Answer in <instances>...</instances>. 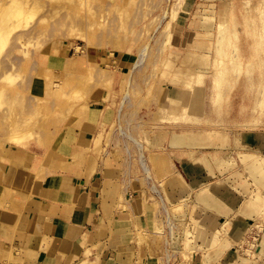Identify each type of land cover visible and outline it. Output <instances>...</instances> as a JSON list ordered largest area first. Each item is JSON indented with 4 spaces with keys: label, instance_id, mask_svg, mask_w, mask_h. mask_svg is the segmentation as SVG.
<instances>
[{
    "label": "crops",
    "instance_id": "crops-1",
    "mask_svg": "<svg viewBox=\"0 0 264 264\" xmlns=\"http://www.w3.org/2000/svg\"><path fill=\"white\" fill-rule=\"evenodd\" d=\"M215 12L176 21L192 29L194 61L222 44ZM137 56L67 41L39 53L30 109L46 117L29 132L0 129V264H264V182L245 167L264 159V129H183L217 123L199 113L201 85L189 97L162 86L155 118H134L124 80Z\"/></svg>",
    "mask_w": 264,
    "mask_h": 264
},
{
    "label": "rangeland",
    "instance_id": "rangeland-1",
    "mask_svg": "<svg viewBox=\"0 0 264 264\" xmlns=\"http://www.w3.org/2000/svg\"><path fill=\"white\" fill-rule=\"evenodd\" d=\"M215 10L222 22L216 29L222 44L205 45L202 60L194 61L189 58L194 48L185 37L192 29L183 26L180 31L176 21L212 23L217 21ZM53 41L138 55L132 76L124 80L128 100L135 105L133 117L150 112L155 118L162 86L183 87L189 97L201 85L207 108L199 113L205 111L217 123H189L183 129H264V0H0V129L29 132L31 121L42 116L30 109L33 100H40L29 95L31 69ZM184 102L189 105L190 100ZM255 155L264 168L263 157ZM245 167L255 184L264 182V171ZM184 254L191 256L192 251Z\"/></svg>",
    "mask_w": 264,
    "mask_h": 264
},
{
    "label": "built area",
    "instance_id": "built-area-1",
    "mask_svg": "<svg viewBox=\"0 0 264 264\" xmlns=\"http://www.w3.org/2000/svg\"><path fill=\"white\" fill-rule=\"evenodd\" d=\"M120 110H121V106H120ZM120 110H119V114H120ZM117 125H118V128L120 129L121 128L120 123H118ZM175 240H176V235H170L169 240L167 241V244H168V247L171 251V254H173L174 252H177L180 249V246L176 243ZM167 257H169V256H167ZM169 262H170L169 258H166L165 264H169Z\"/></svg>",
    "mask_w": 264,
    "mask_h": 264
},
{
    "label": "bare ground",
    "instance_id": "bare-ground-1",
    "mask_svg": "<svg viewBox=\"0 0 264 264\" xmlns=\"http://www.w3.org/2000/svg\"><path fill=\"white\" fill-rule=\"evenodd\" d=\"M198 81V80H197ZM127 96H125V98H126ZM183 133V132H182ZM194 134V133H193ZM198 136V135H197ZM199 137V136H198ZM202 137V136H201ZM134 141V140H133ZM190 141V140H189ZM196 141V140H195ZM256 157V156H255ZM255 157H253L252 158V160L251 161H247V165H251V166H254V167H256V168H254V169H256V171L258 172V173H261V171H262V173H263V171H264V169H263V167L262 166H260L259 164V162H255ZM248 158V157H247ZM250 158V157H249ZM143 163V162H142ZM248 168V167H247ZM253 168H250V171L251 170H253ZM249 170V169H248ZM148 171V170H147ZM249 171V172H250ZM252 173V172H251ZM252 174H254V173H252ZM260 179V178H259ZM249 249V248H248ZM247 249V250H248ZM246 250V249H245ZM247 253V252H246Z\"/></svg>",
    "mask_w": 264,
    "mask_h": 264
}]
</instances>
